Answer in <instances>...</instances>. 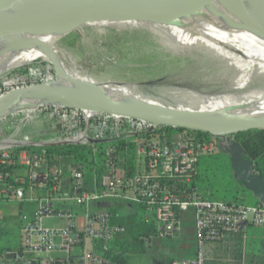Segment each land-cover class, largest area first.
Masks as SVG:
<instances>
[{
  "label": "built area",
  "instance_id": "built-area-1",
  "mask_svg": "<svg viewBox=\"0 0 264 264\" xmlns=\"http://www.w3.org/2000/svg\"><path fill=\"white\" fill-rule=\"evenodd\" d=\"M18 111L3 117L18 118L15 129L29 122L27 114ZM39 112L53 119V134L42 139L0 137V239L5 227L2 209L10 205L20 208L14 226L17 247L0 249V264H110L101 254L116 237L126 234V227L112 224L104 208L110 202L141 208V219L154 229V235L144 240L147 247L153 239H177L182 234L183 216L191 212L194 254L161 264H204L206 244L219 242L228 234H243L249 227L264 226L263 206L214 199L193 185L199 159L231 140H168L160 132L162 126L110 113L86 116L81 111L76 118L71 110L52 106L40 107ZM103 145L100 174L89 189L83 165L69 166V183L64 185V166L47 160V148L88 146L95 152ZM119 145L124 147L122 157L116 148ZM16 149L22 150L17 160L11 155ZM128 157L130 174L124 168ZM15 164L25 168L23 175L14 177L6 171ZM9 176L14 178L13 188L7 183ZM27 204L34 206L31 217L23 212ZM58 205H71L82 213Z\"/></svg>",
  "mask_w": 264,
  "mask_h": 264
},
{
  "label": "rangeland",
  "instance_id": "rangeland-1",
  "mask_svg": "<svg viewBox=\"0 0 264 264\" xmlns=\"http://www.w3.org/2000/svg\"><path fill=\"white\" fill-rule=\"evenodd\" d=\"M205 21L202 19V23L193 28L166 20L94 18L56 43L40 59L1 76L0 94L5 96L41 84L87 83L99 90L109 88L122 95L134 94L151 106L190 114L181 116L185 118L222 115L264 98V61L253 64L242 59L239 56L242 49L234 44L250 43L235 36L227 38L228 43L224 42ZM258 47L264 56V45ZM26 103L24 100L16 106ZM66 109L74 112L76 118L80 117L81 111ZM18 112L27 114L25 120L29 122L15 129L18 118L0 119V137L26 135L42 139L54 133L53 119L43 116L39 108ZM231 135H217V138L227 142ZM175 139L180 140V136L176 135ZM229 149L224 144L213 152L216 154L198 161L199 190L208 191L214 199L229 195L233 187L242 198V192L237 190L240 184L233 181L226 158V155L231 156ZM130 164L131 161H127L124 165L128 173ZM100 168L99 163L96 169L100 171ZM118 171L121 173V168ZM17 211L15 205L3 208L4 220L16 224ZM23 211L28 210L23 208ZM14 240L16 237H11L7 245H12ZM154 242L144 247L143 254L128 253V264H160L158 243L166 247L172 246L174 241ZM205 263H212V255L206 254Z\"/></svg>",
  "mask_w": 264,
  "mask_h": 264
},
{
  "label": "bare ground",
  "instance_id": "bare-ground-1",
  "mask_svg": "<svg viewBox=\"0 0 264 264\" xmlns=\"http://www.w3.org/2000/svg\"><path fill=\"white\" fill-rule=\"evenodd\" d=\"M90 1L94 0H30L15 17L2 18L0 42L4 50H0V77L40 59L44 54L34 51V43L40 41L48 51L62 40L53 29L74 10ZM102 1L110 4L114 0ZM262 9L264 0H237L236 4L226 0H140L122 11L131 14L129 17L134 19L166 20L193 28L205 19V23L219 33V36H215L224 42L234 36L248 41L250 44L241 41L234 45L242 49L239 54L242 59L254 64L264 61V56L258 50V46L264 45V22L260 17ZM36 16L47 18L46 24L33 22ZM84 98L132 112H139V108L147 106L134 94L122 95L115 89L99 90L87 83L74 84L69 81L59 86L42 84L31 92L9 99L0 106V116L22 109L40 108L50 103L84 108L81 111L88 116L93 111ZM24 100L27 102L25 105L16 106ZM170 117L180 116L171 114ZM181 118L194 126L208 129L214 136L228 135L242 128L233 124L236 120L264 119V98L210 118ZM253 124L259 125L256 122Z\"/></svg>",
  "mask_w": 264,
  "mask_h": 264
},
{
  "label": "trees",
  "instance_id": "trees-1",
  "mask_svg": "<svg viewBox=\"0 0 264 264\" xmlns=\"http://www.w3.org/2000/svg\"><path fill=\"white\" fill-rule=\"evenodd\" d=\"M160 132L165 134L166 138L170 140V138L175 137L176 135L180 136V139L195 141L199 143H209L212 138L206 132H195V131H188V130H181L177 128H167L162 127ZM231 144L237 145L243 155L244 158L248 159L252 163V172L251 176L258 177L260 179V185L264 186V131L263 130H248L235 133L230 136ZM233 146V145H232ZM119 153V156L122 157V150L124 147L119 145L116 147ZM22 151L21 149L14 150L11 155L14 157L15 160L18 158V154ZM47 152V160L51 165H60V166H68L70 164H81L84 168L85 173V184L86 189L90 188V185L94 178L99 176L100 171L97 170V166L104 160V153L105 147L100 146L96 149L95 152L91 150L88 146H63V147H51L46 149ZM213 154H208L203 157H209ZM202 157V158H203ZM226 158L229 162V166L232 172L233 181L236 183L243 184L246 188L251 187L255 184L254 181L246 180L245 172L247 171L246 165H240L241 168L233 169V163L231 162V157L226 155ZM127 161H131V158L128 157ZM200 162V161H199ZM196 167V172L194 175L193 185L197 189H200V182H199V173H198V165ZM240 163V162H239ZM235 167V166H234ZM6 171L11 174V176L23 175L25 173V168L20 167L19 165L15 164L11 167H8ZM234 172L236 175H234ZM128 174V173H127ZM130 174V172H129ZM235 176L239 179L236 180ZM89 180V181H88ZM7 183L10 187H14V178L10 176L7 179ZM234 185V184H233ZM252 188V187H251ZM218 199L233 202V203H240L244 204L241 201V198L238 196V192H235V189L230 191L229 195L218 197ZM259 204H254L253 206H258ZM128 224L126 225V234L120 237H116L115 240L109 244L108 250L101 254V257L106 259L110 264H128V253H145V244L144 240L149 239L151 236L154 235V229L152 228L151 224H147L144 221L131 218L128 219ZM130 223V224H129ZM242 234H228L225 235L219 242H223L229 238L236 239L239 238ZM11 230L5 226L2 228V236L0 242H8L9 238L11 239ZM236 241V240H235ZM215 242V243H219ZM237 242V241H236ZM212 244V243H208ZM17 246L12 247L10 245L5 247V249H15ZM238 256L242 253L241 245H236V250ZM204 256V264L205 263ZM252 259L254 263H246V264H264V252L261 254H254L252 255ZM221 262H216V260L212 259V263L210 264H220ZM222 264V263H221ZM229 264V263H223ZM233 264V263H231ZM240 264V263H237Z\"/></svg>",
  "mask_w": 264,
  "mask_h": 264
},
{
  "label": "water",
  "instance_id": "water-1",
  "mask_svg": "<svg viewBox=\"0 0 264 264\" xmlns=\"http://www.w3.org/2000/svg\"><path fill=\"white\" fill-rule=\"evenodd\" d=\"M139 1L140 0H114L110 4H107L102 0L90 1L80 6L76 10H74L71 14H69L63 20L61 24H59L56 28L53 29V32L59 35L63 39L66 36L70 35L71 33L77 31L80 27H82L83 25H85L87 22H89L90 20L94 18H100L102 16L129 17L131 14L124 13L122 10ZM226 1L232 4L237 3V0H226ZM29 2L30 0H0V27H1L2 18L11 17V16L15 17L17 14H19L22 11V9ZM260 17L262 19V22H264V9L261 10ZM42 18L44 17L36 16L35 18L32 19V21L36 23L41 22V24L43 23L46 24L47 18H44L43 21H39V19H42ZM33 46H34L33 49L36 52H39L41 54L48 53L45 45L41 43L40 41H36ZM0 50H4V45L2 42H0ZM41 85L30 86L27 88L20 89L16 92H11L9 94H6L5 96H2L0 98V106L6 103L9 99L16 98L25 93L31 92L34 88H38V86H41ZM85 100L88 103L89 108L92 109L93 112L110 113V114H115L119 116L129 117L132 119L150 121L158 126L167 127V128H177L181 130H188V131H195V132H206L212 138L218 139L219 142L221 143L224 141L226 142V139L224 140V138H217V135L216 136L212 135L208 131V129L194 126L181 118V116H188L190 114L177 113V112H174V111H171V110L159 107V106H154V105L151 106L150 104H147V106H143L142 108H139V112H132L127 109L121 108L119 106L100 103L98 101H91L88 99H85ZM46 106L73 108L76 110L84 109V108H75V107H71V106H67L63 104H56V103H50ZM10 113H13V112H10ZM8 114L1 115L0 119L5 117ZM171 114L172 115L177 114V116H180V117L171 118L170 117ZM254 122L258 123L259 125L253 124ZM233 124L238 125L242 128L230 134H235L238 132L248 131V130H263L264 131V119L260 121H255V120H250V119L236 120L233 122ZM228 147H230L228 151L231 150L229 154L231 155L230 157H231V162L233 163V169H235L236 171V169L241 168L240 165L242 164L246 165L247 171L245 172L244 178H246V180L255 182V184L251 186L252 188L251 187L246 188L243 184L242 186L245 189L254 192L255 195H258L259 198L262 200L261 206L264 207V186L263 187L259 186L260 185L259 183L261 181L258 177L257 178L254 177L253 179V177L250 175L252 172V163L248 159L243 157L237 145L230 143L228 144ZM234 175H236L235 172H234ZM235 178L236 180H239L236 176Z\"/></svg>",
  "mask_w": 264,
  "mask_h": 264
},
{
  "label": "crops",
  "instance_id": "crops-1",
  "mask_svg": "<svg viewBox=\"0 0 264 264\" xmlns=\"http://www.w3.org/2000/svg\"><path fill=\"white\" fill-rule=\"evenodd\" d=\"M70 165L63 168L64 177L62 179L64 185H67L69 183L68 168ZM239 189L242 192V203L249 206H253L254 204L262 205V200L259 198V196L255 195L254 192L245 189L241 183ZM246 202H248L249 204H246ZM23 208L28 210L27 212L23 211L24 214L27 217H31L34 212V206L31 204H27ZM58 208L73 209L78 214L82 213L80 210L71 205H58ZM104 208H106L111 215L112 224L114 225L127 227L126 225L128 224V219L131 220V218H134L138 221L142 220V211L139 207H134L132 205L130 206L120 202H110L108 204H105ZM17 213L19 218L20 208H18ZM1 220L3 221V224H5V226H7L11 230L10 237H16V240H14V243L11 245L12 247H15L17 243V235L14 226L17 224V222L16 224H13L11 222H8L7 220H4V218H2ZM47 224L52 227L60 226V224L56 222H47ZM9 241H11L10 238ZM172 241H174V243L171 244L172 246L166 245L165 247L164 245H159V241L156 242L155 239L152 240L154 244L158 243L156 251L158 259H160L158 260L160 264L169 259L191 257V255L193 254V247L195 246V244L193 238V220L191 212H188L183 216L182 234L177 239H174ZM236 245H241L242 248V253L239 256L235 251ZM7 246H9L10 248V245H7L6 242H0V249H3ZM262 252H264V226L261 228L249 227L239 238H229L223 242L221 241L219 243L206 244L205 246V254H207L208 257L212 255V259L216 260V262L229 264H246L249 262L254 263L252 255L261 254Z\"/></svg>",
  "mask_w": 264,
  "mask_h": 264
},
{
  "label": "flooded vegetation",
  "instance_id": "flooded-vegetation-1",
  "mask_svg": "<svg viewBox=\"0 0 264 264\" xmlns=\"http://www.w3.org/2000/svg\"><path fill=\"white\" fill-rule=\"evenodd\" d=\"M238 184H240V183H238ZM237 190H238V191L240 190V189H239V186H238Z\"/></svg>",
  "mask_w": 264,
  "mask_h": 264
}]
</instances>
